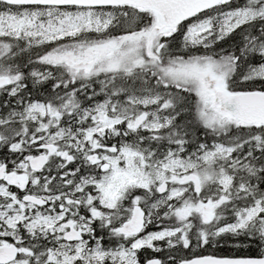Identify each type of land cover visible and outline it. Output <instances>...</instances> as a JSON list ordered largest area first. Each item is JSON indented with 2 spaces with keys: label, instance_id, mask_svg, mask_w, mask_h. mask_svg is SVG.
Masks as SVG:
<instances>
[{
  "label": "snow or ice",
  "instance_id": "obj_1",
  "mask_svg": "<svg viewBox=\"0 0 264 264\" xmlns=\"http://www.w3.org/2000/svg\"><path fill=\"white\" fill-rule=\"evenodd\" d=\"M0 264H264V0H0Z\"/></svg>",
  "mask_w": 264,
  "mask_h": 264
}]
</instances>
